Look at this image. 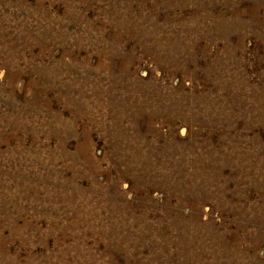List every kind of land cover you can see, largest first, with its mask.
<instances>
[{
  "label": "rangeland",
  "instance_id": "374dc122",
  "mask_svg": "<svg viewBox=\"0 0 264 264\" xmlns=\"http://www.w3.org/2000/svg\"><path fill=\"white\" fill-rule=\"evenodd\" d=\"M0 264H264V0H0Z\"/></svg>",
  "mask_w": 264,
  "mask_h": 264
}]
</instances>
